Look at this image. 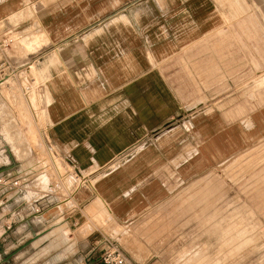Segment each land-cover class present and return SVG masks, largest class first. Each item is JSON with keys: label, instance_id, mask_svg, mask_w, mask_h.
<instances>
[{"label": "crops", "instance_id": "obj_1", "mask_svg": "<svg viewBox=\"0 0 264 264\" xmlns=\"http://www.w3.org/2000/svg\"><path fill=\"white\" fill-rule=\"evenodd\" d=\"M32 3L40 9L30 22L49 39V139L86 183L75 190L68 219L93 218L87 238L92 264H100L107 235L96 228L92 207L125 227L152 212L170 213L165 204L176 197L178 173L185 183L192 179L194 142L202 143L203 161H220L262 137L264 107L248 115L234 109L232 123L219 111L193 109L202 99L194 96L198 86L220 84L210 71L230 62L228 69L240 70L241 53L256 54L257 32L249 30L242 48L235 28L241 14L220 13L215 0H0V23ZM244 16L264 22V14ZM226 20L232 30L220 28ZM63 53L66 63L55 65L54 55ZM8 82L0 79V88ZM29 182L19 193L0 189V207L26 228L36 208L57 202Z\"/></svg>", "mask_w": 264, "mask_h": 264}, {"label": "rangeland", "instance_id": "obj_2", "mask_svg": "<svg viewBox=\"0 0 264 264\" xmlns=\"http://www.w3.org/2000/svg\"><path fill=\"white\" fill-rule=\"evenodd\" d=\"M215 1L220 13L241 14L235 28L241 30L242 48L249 30L257 32V52L241 53L240 70L228 69L232 62L223 71L213 69L210 73L220 84L198 86L194 94L202 98L194 101V111H219L232 123L238 120L234 109L248 115L264 107V22L244 16L264 14V0ZM33 6L38 10L33 12ZM39 9V4H28L9 23H0V79H9L0 88V173L14 172L22 190L24 181H34L33 186L44 187L57 202L37 213L27 228L14 220V211L0 207V264H92L87 235L93 218L79 223L68 219L74 192L86 183L49 139L50 70L43 64L49 39L38 22H30ZM233 24L226 20L220 28L232 30ZM54 57L55 65L66 63V54ZM244 123L250 124L247 118ZM201 144L194 142L191 181L185 183L184 172L177 175L176 197L165 204L170 213L146 214L129 227L115 224L109 214L102 218L92 213L96 228L136 264H264V133L220 161H203Z\"/></svg>", "mask_w": 264, "mask_h": 264}, {"label": "built area", "instance_id": "obj_3", "mask_svg": "<svg viewBox=\"0 0 264 264\" xmlns=\"http://www.w3.org/2000/svg\"><path fill=\"white\" fill-rule=\"evenodd\" d=\"M21 178L14 172L0 173V189H7L22 191ZM36 213H40L41 209L38 207L35 209ZM100 264H136L112 239L103 237L99 242Z\"/></svg>", "mask_w": 264, "mask_h": 264}, {"label": "bare ground", "instance_id": "obj_4", "mask_svg": "<svg viewBox=\"0 0 264 264\" xmlns=\"http://www.w3.org/2000/svg\"><path fill=\"white\" fill-rule=\"evenodd\" d=\"M26 44V43H25ZM7 81V80H6ZM26 82V81H25ZM5 130V129H4ZM7 130V129H6ZM5 130V131H6ZM4 134H6V133H4ZM8 134H9V132H8ZM8 136L9 135H7V138H8ZM8 140H10V139H8ZM13 140H15V139H13ZM15 142H17V141H14V143ZM10 143V142H9ZM17 144V143H16ZM22 144V143H21ZM15 145V144H14ZM17 146H18V144H17ZM18 147H20V145L18 146ZM18 147H16V148H18ZM22 148V147H21ZM24 149V148H23ZM23 149H21V151L23 150ZM256 149V148H255ZM20 150H17V152H19ZM23 154V153H22ZM19 156H20V154H19ZM77 187V186H76ZM103 205V204H102ZM99 206V205H98ZM102 208H104V207H102ZM102 208L101 209H98L97 208V206L95 207H92V213L94 214H97L99 217H102L103 218V216H105L106 214H110L109 213V211H105V210H102ZM102 220V219H101Z\"/></svg>", "mask_w": 264, "mask_h": 264}]
</instances>
